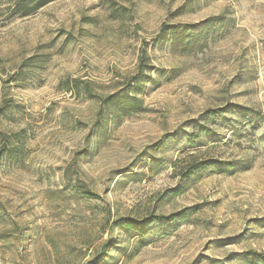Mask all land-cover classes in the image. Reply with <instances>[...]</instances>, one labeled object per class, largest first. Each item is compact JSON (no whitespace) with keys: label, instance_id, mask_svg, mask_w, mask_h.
I'll list each match as a JSON object with an SVG mask.
<instances>
[{"label":"rangeland","instance_id":"1","mask_svg":"<svg viewBox=\"0 0 264 264\" xmlns=\"http://www.w3.org/2000/svg\"><path fill=\"white\" fill-rule=\"evenodd\" d=\"M13 6L0 0V264H259L264 117L226 109L264 115V0H54L24 18ZM220 15L187 53L157 42L163 24ZM143 50L142 109L122 116L103 99L138 73ZM214 110L222 120L204 124ZM189 134L202 146L189 149ZM208 160L246 167L194 169ZM187 210L166 237L123 228Z\"/></svg>","mask_w":264,"mask_h":264},{"label":"trees","instance_id":"2","mask_svg":"<svg viewBox=\"0 0 264 264\" xmlns=\"http://www.w3.org/2000/svg\"><path fill=\"white\" fill-rule=\"evenodd\" d=\"M13 13L18 17L24 18L32 15L43 7L47 6L54 0H13ZM111 10L115 19L124 18L126 8H118L116 2H111ZM226 21L224 15L215 16L206 19L197 24H163L157 38V42L172 41L177 49H182L187 53L192 49L198 48L200 43L209 37V30L223 25ZM147 69L145 50L140 55V63L138 73L133 76L124 88L114 94L103 99L104 103L115 109L120 115L128 116L139 112L142 109V100L134 93L136 85L141 83V78ZM62 85L65 89L77 97H87L93 99L96 97L93 92V87L90 82L79 79L63 80ZM230 115L238 116L241 123H252L254 121H263L264 115L260 111L252 108L242 106H230L226 109ZM223 110L208 111L203 116V123L220 122L224 117ZM225 112V113H226ZM201 131V130H200ZM189 134L185 137L186 145L189 149H197L202 145L196 144L199 140L200 134ZM246 165L241 161H220L208 160L207 162H200L196 164L195 170L211 169L217 171L219 174H234ZM83 189V188H81ZM92 196V194H88ZM188 211L172 214L168 217L152 215L145 220L136 221L124 220L123 228L136 232L140 236H147L152 231H156L160 236H168L170 233L176 231L189 217ZM254 261L259 264H264V256L258 254H250Z\"/></svg>","mask_w":264,"mask_h":264}]
</instances>
